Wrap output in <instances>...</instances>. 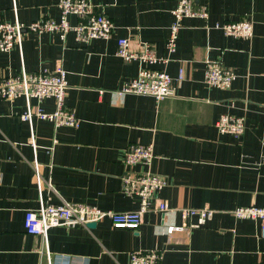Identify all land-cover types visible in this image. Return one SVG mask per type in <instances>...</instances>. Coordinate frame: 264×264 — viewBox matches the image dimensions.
<instances>
[{"label": "crops", "instance_id": "0c3cea01", "mask_svg": "<svg viewBox=\"0 0 264 264\" xmlns=\"http://www.w3.org/2000/svg\"><path fill=\"white\" fill-rule=\"evenodd\" d=\"M176 1L92 0L114 24L108 39L84 44L72 33L63 40L57 33L24 32L20 50L0 52V84L22 70H65L64 105L79 120L75 127L36 118L29 124L19 118L26 107L22 97L0 96V264H127L129 252L150 250L160 254V264H264L259 222L231 214L240 207L264 208V0H192L208 16L182 19L176 49L167 54ZM57 2L0 0V23L57 20ZM241 20L252 23V37L208 28ZM68 21L76 23L73 16ZM118 38H126L132 51L147 44L167 59L150 67L171 76L173 97L118 94L139 70L137 62L116 56ZM208 60L236 74L228 89L205 83ZM30 104L46 113L55 107L51 99ZM222 114L243 118L239 139L218 133ZM31 131L35 148L28 143ZM129 145L152 146L149 169L166 179L152 206L166 201L169 210L147 212L136 230L114 228L107 219L92 228H51L45 250L33 163L50 203L131 212L138 203L121 192V177L142 165H124ZM182 208L214 213L205 224L186 228Z\"/></svg>", "mask_w": 264, "mask_h": 264}, {"label": "built area", "instance_id": "2783aa9c", "mask_svg": "<svg viewBox=\"0 0 264 264\" xmlns=\"http://www.w3.org/2000/svg\"><path fill=\"white\" fill-rule=\"evenodd\" d=\"M58 19L40 18L24 26L18 21L0 23V52H9L13 48L21 47L24 32L41 33L51 32L65 39L72 33L80 43L87 44L93 39H108L114 29L112 20L105 14L101 6L92 3V0H58L56 4ZM172 21L169 25V36L165 49L171 54L176 49V40L184 18H201L206 20L208 12L204 6L195 7L192 0H177L171 11ZM70 16L75 17L76 23L68 21ZM208 28L220 30L224 35L248 39L252 37V23L248 20L237 22L215 23ZM116 56L123 62L135 61L139 64L138 74L124 84L118 94H134L150 96L156 101L174 96L172 78L165 71L152 69L150 66L158 62H166V58H158L156 52L147 44H142L139 51L129 49L126 38L116 41ZM236 74L222 66L218 60H208L204 64V81L210 87L228 89L235 80ZM178 80L182 79L179 72ZM66 71L58 67L52 71L28 74L24 70L15 76L4 79L0 84V96L6 99L22 97L25 100V111L19 115L22 121L29 124L34 118L47 120L54 126L75 127L79 120L74 113L64 105L67 90ZM38 103L51 99L55 103L52 112H44L38 105L32 107L30 101ZM218 133L239 139L244 132L242 117L231 114H222L215 122ZM28 143L35 148L34 134L28 138ZM151 145H129L123 152V163L128 167L142 165L139 171H127L121 177V192L136 199L138 207L131 212H113L101 210L96 206L60 202L53 204L47 201L41 193V181L38 174V165L33 163V170L39 190L38 230L42 237V245L47 248V232L55 227H87L90 223H97L107 219L114 228L136 230L142 222L144 214L156 210L165 214L168 210L166 201H158L152 206L155 192L166 185L165 177L154 174L149 166L153 159ZM259 165L264 166V150L260 156ZM185 222L186 228H196L211 219L213 210L182 208L178 209ZM231 214L236 219L254 220L260 224V237L264 238V208L256 206L235 208ZM160 254L154 250L132 251L128 254L127 264H160Z\"/></svg>", "mask_w": 264, "mask_h": 264}, {"label": "water", "instance_id": "95a60500", "mask_svg": "<svg viewBox=\"0 0 264 264\" xmlns=\"http://www.w3.org/2000/svg\"><path fill=\"white\" fill-rule=\"evenodd\" d=\"M94 225H95V223H90V224H88V227L92 228V227H94Z\"/></svg>", "mask_w": 264, "mask_h": 264}]
</instances>
